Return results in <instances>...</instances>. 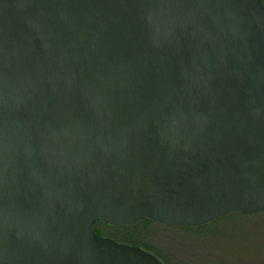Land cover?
<instances>
[{
	"label": "water",
	"instance_id": "1",
	"mask_svg": "<svg viewBox=\"0 0 264 264\" xmlns=\"http://www.w3.org/2000/svg\"><path fill=\"white\" fill-rule=\"evenodd\" d=\"M262 213L261 0H0V264H162L94 224Z\"/></svg>",
	"mask_w": 264,
	"mask_h": 264
},
{
	"label": "rangeland",
	"instance_id": "2",
	"mask_svg": "<svg viewBox=\"0 0 264 264\" xmlns=\"http://www.w3.org/2000/svg\"><path fill=\"white\" fill-rule=\"evenodd\" d=\"M94 227L102 238L122 233L119 227ZM144 237L166 259L158 258L162 264H264V214L185 230L152 226Z\"/></svg>",
	"mask_w": 264,
	"mask_h": 264
},
{
	"label": "trees",
	"instance_id": "3",
	"mask_svg": "<svg viewBox=\"0 0 264 264\" xmlns=\"http://www.w3.org/2000/svg\"><path fill=\"white\" fill-rule=\"evenodd\" d=\"M261 3L264 6V2L262 0H261ZM263 214L264 213H262V215ZM257 215H261V214H252V215L230 214L224 218L218 219V221L228 220V219H232V218H239V217H251V216H257ZM96 225H103V224L95 223L94 226H96ZM104 226H106V225H104ZM152 226L162 227L161 225L159 226L158 224H154L148 220H143V221L137 222L134 226H131V227H127V226L119 227L118 230H120L122 233L121 234L116 233L114 235H111V238H112V240H114L117 243L141 248L144 251L152 254L157 259L159 258L161 261H164L166 259L160 257V255H158L159 252L156 251L155 249H153L152 247H150L145 242V237H144L145 231L149 230V227H152ZM164 227L165 226H163V228ZM169 228H175V227H169ZM169 228L165 227V229H169ZM94 229H95V227H94ZM175 229L185 230L183 228H175ZM189 229H191V228H189ZM95 234L97 236H101L98 234L96 229H95ZM116 240H119V241H116Z\"/></svg>",
	"mask_w": 264,
	"mask_h": 264
}]
</instances>
